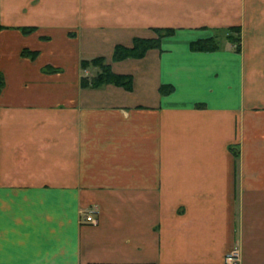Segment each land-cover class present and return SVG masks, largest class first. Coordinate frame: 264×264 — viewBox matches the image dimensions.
<instances>
[{
    "label": "crops",
    "instance_id": "0c3cea01",
    "mask_svg": "<svg viewBox=\"0 0 264 264\" xmlns=\"http://www.w3.org/2000/svg\"><path fill=\"white\" fill-rule=\"evenodd\" d=\"M233 25L240 51L190 49ZM155 27L175 32L111 59ZM96 56L131 90L82 88ZM0 76V264H224L233 247L264 264V0H0Z\"/></svg>",
    "mask_w": 264,
    "mask_h": 264
},
{
    "label": "trees",
    "instance_id": "16d2710c",
    "mask_svg": "<svg viewBox=\"0 0 264 264\" xmlns=\"http://www.w3.org/2000/svg\"><path fill=\"white\" fill-rule=\"evenodd\" d=\"M20 30L24 34H28L35 30V27L25 26L21 27ZM153 30L156 33L155 37H134L130 46L116 44L113 48L111 59L113 61H119L126 58H141L149 49L160 48L161 39L164 36L172 35L175 32V28L172 27H155ZM226 31H228L226 39L230 42H236L238 44L240 36H234L233 34H239L240 27L236 25L229 26L226 28ZM189 47L193 51H215L220 48L215 36L193 40L190 42ZM236 50H240V45L236 46ZM37 53V51L29 50L27 48H23L21 50L22 56L29 57L31 59L35 58ZM80 67L83 70L89 67H94L96 69L92 76H81L80 86L82 88H97L105 84H114L124 88L125 90H131L132 88V76L130 74L114 72L110 63H108L103 56L81 59ZM44 70L46 72H56L59 68L48 65L44 67ZM2 86L3 79L2 76H0V90ZM172 89L171 85L165 84L160 86L159 91L161 94H167Z\"/></svg>",
    "mask_w": 264,
    "mask_h": 264
},
{
    "label": "built area",
    "instance_id": "2783aa9c",
    "mask_svg": "<svg viewBox=\"0 0 264 264\" xmlns=\"http://www.w3.org/2000/svg\"><path fill=\"white\" fill-rule=\"evenodd\" d=\"M85 216L86 221L94 223L95 218L93 216V210H88ZM239 249L237 247H233L229 252H227L224 256V264H239Z\"/></svg>",
    "mask_w": 264,
    "mask_h": 264
},
{
    "label": "rangeland",
    "instance_id": "374dc122",
    "mask_svg": "<svg viewBox=\"0 0 264 264\" xmlns=\"http://www.w3.org/2000/svg\"><path fill=\"white\" fill-rule=\"evenodd\" d=\"M152 30H153V28H151ZM34 31V30H33ZM32 31V32H33ZM153 32H154V30H153ZM155 33V32H154ZM228 33V31H226V28H223V29H218L217 31H215L214 32V36L217 38V41H218V43H219V46H220V48L221 47H223V45H224V43L226 42V44L228 43V44H230V46L235 50V51H237L236 50V46L237 45H240V47H241V39H242V37H241V30H240V33L239 34H237V33H234L233 35L234 36H240V41H239V43L237 44L236 42H230V41H228L227 39H226V34ZM156 34V33H155ZM210 37V36H209ZM219 48V49H220ZM240 51V50H239ZM89 70H90V72L92 71V73H93V71L94 70H96L94 67H89L88 68Z\"/></svg>",
    "mask_w": 264,
    "mask_h": 264
}]
</instances>
